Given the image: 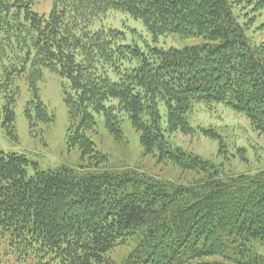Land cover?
Here are the masks:
<instances>
[{
    "label": "trees",
    "instance_id": "obj_1",
    "mask_svg": "<svg viewBox=\"0 0 264 264\" xmlns=\"http://www.w3.org/2000/svg\"><path fill=\"white\" fill-rule=\"evenodd\" d=\"M42 1L50 3L47 14L35 10ZM247 8L260 12L264 0H0V90L10 93L3 126L13 129L14 79L25 77L41 117L37 83L45 71L55 73L64 82L68 145L78 148L81 161L76 169H35L28 176L24 156L0 151L3 258L18 264H264L250 249L264 241V172L224 177L173 148L164 134L190 133L187 115L202 103L245 115L264 135V40L248 37L254 18L242 13ZM112 13L141 21L154 41L197 42L147 47L144 54L103 24ZM256 31L264 32V22ZM97 116L117 143L124 141L127 117L144 156L201 177L180 185L112 166L88 136Z\"/></svg>",
    "mask_w": 264,
    "mask_h": 264
},
{
    "label": "rangeland",
    "instance_id": "obj_2",
    "mask_svg": "<svg viewBox=\"0 0 264 264\" xmlns=\"http://www.w3.org/2000/svg\"><path fill=\"white\" fill-rule=\"evenodd\" d=\"M49 6V1H42L35 10L47 14ZM245 11L242 13L254 18L248 37L259 44L264 40V32L256 31V28L264 22V8L254 13L250 8ZM103 24L122 32L125 36L124 44L137 46L144 54L147 53V47L183 49L197 42L181 40L176 36L159 37L154 41L141 21L134 20L125 13L109 14ZM13 84L19 92L12 109L13 129L3 126L5 97L10 93L0 90V151L24 156L29 162L28 176H32L35 169H76L81 164L80 153L77 147L68 145L67 130L70 121L63 103L64 82L55 73H43L36 91L41 102V117L37 110L38 101L34 92L28 88L25 77L15 78ZM160 110L163 116L162 127H165L164 109L161 107ZM187 124L190 133H164L173 148L199 157L219 170L224 177L264 172V135L251 127L245 115L222 104L204 106L202 103H195L191 113L187 115ZM121 129L124 141L117 143L105 129L102 116H97L95 133L88 134L96 151L106 156L112 166L134 169L180 185L189 184L201 177L190 172H180L174 166L157 163L155 158L144 156L138 135L127 117H123ZM250 249L254 254L264 256V241L251 242ZM114 259L117 260L115 257ZM0 264L18 263L12 257L8 260L3 258L0 250Z\"/></svg>",
    "mask_w": 264,
    "mask_h": 264
},
{
    "label": "bare ground",
    "instance_id": "obj_3",
    "mask_svg": "<svg viewBox=\"0 0 264 264\" xmlns=\"http://www.w3.org/2000/svg\"><path fill=\"white\" fill-rule=\"evenodd\" d=\"M223 237V236H222Z\"/></svg>",
    "mask_w": 264,
    "mask_h": 264
}]
</instances>
